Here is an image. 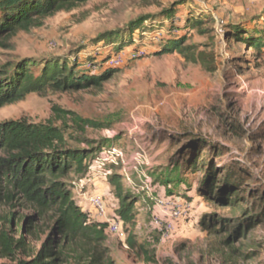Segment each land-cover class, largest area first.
I'll use <instances>...</instances> for the list:
<instances>
[{
    "label": "rangeland",
    "instance_id": "obj_1",
    "mask_svg": "<svg viewBox=\"0 0 264 264\" xmlns=\"http://www.w3.org/2000/svg\"><path fill=\"white\" fill-rule=\"evenodd\" d=\"M195 18L203 22L200 30L188 25ZM135 24H141L143 32L131 41L128 31ZM226 27L245 38L261 36L264 0H91L46 19L40 28L19 33L10 48L0 50L2 64L53 58L73 64L88 50L113 52L114 44H124L127 62L100 88L30 94L1 107L0 122H51L66 134L70 147L94 148L93 161L102 158L105 148L120 152L91 174V193L104 196L112 214L120 201L109 179L113 174L123 177L135 202L133 233L156 259L148 264H264V46L258 51L229 41ZM114 31L122 33L120 40L107 39ZM159 31L186 36L188 45L213 52L216 71L209 73L179 54L156 55L164 44ZM137 48L145 54L131 59ZM55 108L101 127H87L82 133ZM191 161L192 171L186 166ZM212 170L216 178L209 192L206 181ZM166 178L176 182L171 192ZM82 180H75L77 194H89ZM232 181L236 187L230 186ZM165 190L189 202L192 212L175 238L162 244L151 223L155 199ZM14 211L23 226L34 215L24 205ZM204 219L213 228L209 233L200 227ZM38 226L40 231L28 237L14 224V235L26 236V250L12 259L0 258V264L39 256L53 234L50 217ZM124 227L129 234L132 228ZM107 245L114 264H146L127 249L126 239L109 235Z\"/></svg>",
    "mask_w": 264,
    "mask_h": 264
},
{
    "label": "trees",
    "instance_id": "obj_2",
    "mask_svg": "<svg viewBox=\"0 0 264 264\" xmlns=\"http://www.w3.org/2000/svg\"><path fill=\"white\" fill-rule=\"evenodd\" d=\"M90 1L0 0V50L10 48L11 41L19 33L40 28L46 19L57 13L72 11ZM188 25L191 29L200 30L203 22L195 18L188 20ZM225 29L229 41L243 42L258 51L264 46V29L259 31L261 36L248 38L236 28ZM138 31L142 34L141 24L129 29L131 41ZM159 32V42L164 44H161L162 49L156 55L179 54L189 63L200 64L209 73L216 71L213 52L199 51L195 46L188 45L186 36L176 38L170 32ZM121 35L114 31L106 37L117 41ZM114 45L117 47L114 53L111 49L88 50L82 61L74 58L73 64L55 58L44 62L27 59L8 64L0 62V108L20 102L34 93L100 88L117 70L109 67V60L124 50L123 43ZM139 49H135L134 53ZM54 112L61 119L68 117L82 133L87 127H101L73 112H63L58 108ZM83 142L90 144L87 139ZM95 153L94 148L70 147L66 134L51 122L33 124L24 119L0 122V210L10 208L9 213H0V258L12 259L25 251L26 236L39 232L38 223L49 216L50 232L53 233L50 242L35 259L18 264H114L107 245L108 223L94 220L90 211L80 206L74 198L75 180L87 175ZM186 166L192 171L194 161ZM214 173V170L209 172L206 181L209 192L214 189ZM162 177L159 180L162 181ZM169 179L166 178L164 182L171 192L170 186L176 187V182ZM109 185L114 188L120 201L117 216L124 225L132 228L126 239L127 249L140 257L142 263H156L155 256L133 233L136 226L135 202L134 197L126 192L123 177L113 174ZM230 186L236 187V184L232 181ZM18 205H24L34 213L24 226L17 220L18 214L14 211ZM14 224V228H21L26 236L17 238L12 230ZM210 225L205 219L200 222V227L208 233L213 230ZM241 226L240 222L235 228L237 234Z\"/></svg>",
    "mask_w": 264,
    "mask_h": 264
},
{
    "label": "built area",
    "instance_id": "obj_3",
    "mask_svg": "<svg viewBox=\"0 0 264 264\" xmlns=\"http://www.w3.org/2000/svg\"><path fill=\"white\" fill-rule=\"evenodd\" d=\"M145 54L143 50L137 53L130 54L131 59L139 57ZM129 57L127 52H120L112 57L108 64L111 68L123 65L127 62L126 58ZM101 157L91 163L88 169L87 177L85 179L86 184L93 182L91 175L95 171L103 170L105 163L120 157V152L115 148L103 150ZM91 175V176H90ZM84 181V179L82 180ZM77 185V184H76ZM86 197L89 206L92 208L90 211L92 217L96 221L108 223V234L112 235L120 240H125L128 237V232L125 230V225L121 219L117 216V210L114 213L109 214L108 206L106 204L104 196L97 194L83 193ZM192 212V205L175 196L167 195L166 191L163 192L158 198L155 199V205L152 213V229L156 231L157 237L160 243H167L172 241L179 231L180 225L189 214Z\"/></svg>",
    "mask_w": 264,
    "mask_h": 264
},
{
    "label": "crops",
    "instance_id": "obj_4",
    "mask_svg": "<svg viewBox=\"0 0 264 264\" xmlns=\"http://www.w3.org/2000/svg\"><path fill=\"white\" fill-rule=\"evenodd\" d=\"M82 180V179H81ZM86 183V181H83ZM87 188L90 189V192L91 193V185L90 184H87ZM91 194H97L98 195V192L96 191L95 193H91ZM74 198L75 200L78 202V204L82 207H85V209L89 210V211H92V208L89 206V203L87 202L86 200V197L83 196V195H79L77 194V190H76V185H75V192H74Z\"/></svg>",
    "mask_w": 264,
    "mask_h": 264
}]
</instances>
